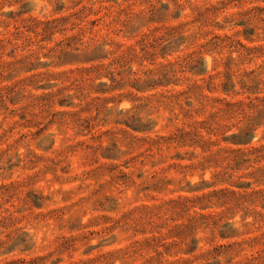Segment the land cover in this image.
I'll return each instance as SVG.
<instances>
[{"label":"rangeland","instance_id":"obj_1","mask_svg":"<svg viewBox=\"0 0 264 264\" xmlns=\"http://www.w3.org/2000/svg\"><path fill=\"white\" fill-rule=\"evenodd\" d=\"M0 264H264V0H0Z\"/></svg>","mask_w":264,"mask_h":264}]
</instances>
